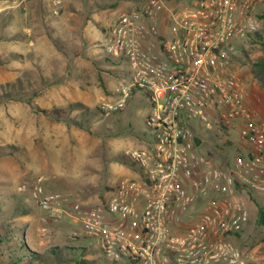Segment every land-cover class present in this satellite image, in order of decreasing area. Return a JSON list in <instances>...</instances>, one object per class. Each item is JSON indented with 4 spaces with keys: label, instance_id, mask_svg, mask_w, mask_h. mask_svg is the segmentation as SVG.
Returning a JSON list of instances; mask_svg holds the SVG:
<instances>
[{
    "label": "built area",
    "instance_id": "1",
    "mask_svg": "<svg viewBox=\"0 0 264 264\" xmlns=\"http://www.w3.org/2000/svg\"><path fill=\"white\" fill-rule=\"evenodd\" d=\"M49 1L59 15L61 0ZM135 1L102 46L106 58L126 63L128 81L97 105L114 114L136 91L145 95L153 144L125 151L135 177L118 179L94 204L46 190L42 176L17 190L43 213L40 237L47 220L67 219L79 227L71 237L93 238L105 264H245L231 239L248 223V196L264 194V121L230 62L234 45L258 33L263 0H194L179 10L168 0ZM232 133L246 148L229 159L218 144Z\"/></svg>",
    "mask_w": 264,
    "mask_h": 264
},
{
    "label": "rangeland",
    "instance_id": "2",
    "mask_svg": "<svg viewBox=\"0 0 264 264\" xmlns=\"http://www.w3.org/2000/svg\"><path fill=\"white\" fill-rule=\"evenodd\" d=\"M81 1L85 2L86 7L88 3L94 7L96 2H100V0ZM193 1L168 0L166 4L174 10H179ZM127 2L129 6L136 5L135 0ZM118 6L116 4L111 7L109 24L118 14ZM255 13L260 39L251 36L239 42V46L234 45L235 56L230 64L245 82L250 107L256 109L264 121V89L251 73L252 65L264 59V17L261 16L264 13V0L258 5ZM54 41L55 49L61 54L67 53L65 56H68L70 51L68 46L60 40ZM99 55L104 57L101 51ZM65 58L67 57L61 60L50 57L47 62H41L36 66L39 74L38 88L49 81H62L61 76L56 78L54 75V80L51 77L43 78L45 77L43 75L49 71L59 73L64 69L68 70L69 66L68 62L64 61ZM92 61L94 68L101 64L102 68L112 71L101 70L99 74L104 78L99 79L98 83L94 79H87V86L92 88L91 84H94L101 90L103 96L114 99L115 92L128 81L124 75L128 73L126 63L116 59H113L112 65L104 60ZM4 75H7L5 79H3ZM16 85L18 86L19 82L14 77L13 64L3 63L0 68V104L21 98L15 90ZM91 90L88 106L72 105L71 110H66L67 115L60 118L61 121L76 126L77 130L88 138V140L77 139L79 140L77 145L80 146L79 153H87L85 154L87 164L81 167L80 175H74L69 171L70 174L67 173L69 176L57 180L61 185L68 186L75 199L94 204L109 195L110 187L115 181V175L110 173L108 168L110 164L121 167L125 175L127 171L136 172L138 167L131 163L123 152L152 147L153 142L145 122L148 102L142 92L136 91L120 112L105 115L98 112L99 101L92 95L93 89ZM192 125L194 126L192 130L198 129L197 121L193 120ZM14 129L13 110L7 106L0 108V264H79L81 259L84 260V264H105V259L93 238L71 237V229L78 231L79 227L67 219L47 220L45 225L47 234L44 237L39 236L38 229L43 226L41 221L43 213L34 206L28 192L17 190L19 184L30 182L36 177L33 176L36 168L34 161L29 157V152L16 143ZM203 135L207 137L210 145L214 144L212 132L205 131ZM229 135L231 142L218 145L222 149V155L231 159L236 146L239 150H244L246 145L240 141L235 144L234 140H238L235 133ZM71 147L73 149V145ZM45 177L43 176V179ZM247 206L248 223L240 233L232 237L231 241L241 251L245 264H264V226L257 222V206L264 211V194L249 195ZM21 241L27 251L36 254L35 260L30 261L22 256L24 251L18 247Z\"/></svg>",
    "mask_w": 264,
    "mask_h": 264
},
{
    "label": "crops",
    "instance_id": "3",
    "mask_svg": "<svg viewBox=\"0 0 264 264\" xmlns=\"http://www.w3.org/2000/svg\"><path fill=\"white\" fill-rule=\"evenodd\" d=\"M127 1L100 0L94 7L91 3L86 7L81 0H61L60 13L53 16L49 0H0V68L5 62L13 64L14 77L19 82L15 90L21 97L4 101L0 108L7 106L13 110L15 141L29 152L30 159L34 161L36 175L33 176H46L44 183L48 191L71 193L68 186L61 185L57 179L69 176V171L80 175L81 167L87 164V153H79L77 139L88 138L76 126L46 116L42 111H69L75 104L88 106L91 89L97 101L105 98L94 84H91L92 88L87 86L86 80L94 79L98 83L104 78L100 76L101 70H109L102 68L101 64L94 68L92 60L114 64L112 59L100 56L99 52H103L108 29L116 18L109 24L111 7L118 4L119 13L132 7ZM54 40L68 46V56L55 49ZM50 57L61 60L67 57L64 61L68 62V70L47 72L43 78L54 79L56 75V78L61 76L62 81H49L38 88L36 66L47 62ZM6 77L4 75L3 79ZM108 168L115 175V181L122 177H135V172L123 174L121 167L110 164Z\"/></svg>",
    "mask_w": 264,
    "mask_h": 264
},
{
    "label": "trees",
    "instance_id": "4",
    "mask_svg": "<svg viewBox=\"0 0 264 264\" xmlns=\"http://www.w3.org/2000/svg\"><path fill=\"white\" fill-rule=\"evenodd\" d=\"M261 16L264 17V13ZM253 36L257 37V39H260V36L258 33L253 34ZM251 73L254 76V78H256L259 81L260 85L264 89V59L260 60V61H258L252 65ZM42 113L46 116H49V117H52L55 119H59V120H60V118H64L67 115V111L64 109H52L49 111H42ZM251 199H253L252 196H251ZM257 212H258L257 222L259 225L264 226V211L260 206H257ZM18 247L20 249H23L24 252H23L22 256H25L24 258L27 257L30 261L36 259L35 258L36 254L27 251V249L24 247V243L22 241L20 242Z\"/></svg>",
    "mask_w": 264,
    "mask_h": 264
},
{
    "label": "water",
    "instance_id": "5",
    "mask_svg": "<svg viewBox=\"0 0 264 264\" xmlns=\"http://www.w3.org/2000/svg\"><path fill=\"white\" fill-rule=\"evenodd\" d=\"M195 143H196V144L199 143V140H198L197 138H195ZM79 264H84V260L81 259V260L79 261Z\"/></svg>",
    "mask_w": 264,
    "mask_h": 264
}]
</instances>
